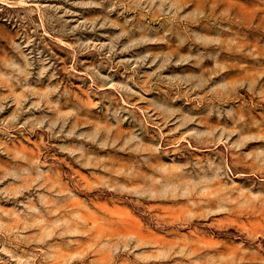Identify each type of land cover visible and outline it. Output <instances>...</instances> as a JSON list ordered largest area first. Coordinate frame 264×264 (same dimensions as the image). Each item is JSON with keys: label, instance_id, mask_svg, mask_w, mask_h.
<instances>
[{"label": "rangeland", "instance_id": "rangeland-1", "mask_svg": "<svg viewBox=\"0 0 264 264\" xmlns=\"http://www.w3.org/2000/svg\"><path fill=\"white\" fill-rule=\"evenodd\" d=\"M0 264H264V0H0Z\"/></svg>", "mask_w": 264, "mask_h": 264}]
</instances>
